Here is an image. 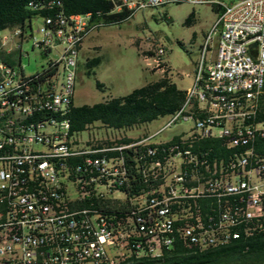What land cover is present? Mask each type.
Returning a JSON list of instances; mask_svg holds the SVG:
<instances>
[{
    "label": "built area",
    "instance_id": "built-area-1",
    "mask_svg": "<svg viewBox=\"0 0 264 264\" xmlns=\"http://www.w3.org/2000/svg\"><path fill=\"white\" fill-rule=\"evenodd\" d=\"M107 1L109 11H126L129 16L136 10L181 0ZM186 1L209 3L220 10L202 36L193 80L185 88L181 105L167 114L165 122L153 133L188 118L192 124L187 134L224 136L227 145H246L255 133L264 132V118L251 120L264 81V0ZM27 5L50 7V1L29 0ZM37 17L41 21L34 30L21 25L0 29V46H7V54L2 55L16 63L2 59L0 64V264H80L85 258L83 264L112 262L110 256L119 253L121 229L110 227V222L97 213L86 215V209H69L55 167L56 159L81 155L74 165L75 171L85 175L81 183L92 182L100 191L109 182L118 181L116 177L121 173L118 159L96 154L103 148L73 144L69 140L68 120L54 117V109L64 112L72 99L78 45L85 32L99 22L87 27L90 12L53 11ZM26 40L29 49H55L56 56L45 61L55 65L49 75H42L40 68L33 72L21 68L20 58L27 54ZM140 54L150 70L166 73L161 45L141 48ZM60 68L63 73L56 85ZM36 113H43V122H33ZM192 158L187 149H182L174 151L169 160ZM158 165L157 161L151 164ZM229 165L238 168L234 176L208 178L191 188L181 185L180 190L195 195L246 192L243 215L264 214V152L245 149ZM173 176L181 179L180 175ZM150 193L142 207L145 214L138 215L136 221L147 236L144 252L157 255L160 245L169 241L165 235L170 231L166 201L175 190L168 187L161 198ZM74 214H79V221ZM220 218L232 220L227 210L220 212ZM196 228L200 225L182 227L188 242L212 241L205 229Z\"/></svg>",
    "mask_w": 264,
    "mask_h": 264
},
{
    "label": "trees",
    "instance_id": "trees-1",
    "mask_svg": "<svg viewBox=\"0 0 264 264\" xmlns=\"http://www.w3.org/2000/svg\"><path fill=\"white\" fill-rule=\"evenodd\" d=\"M28 1L0 0V29L13 25L28 28L33 17L53 11L90 12L87 27L93 22L117 23L128 16L126 11H109L107 0H31L50 1V7L37 8L29 7ZM211 7L216 14L220 10L214 5ZM190 20L191 13L183 22L188 23ZM135 43L138 45L137 41ZM40 52L48 54L50 50ZM0 59L16 64L8 56L0 54ZM86 62L96 64L98 57H92ZM54 68V64L45 62L40 67V73L47 76ZM184 92L185 89L176 87L164 72L124 94L104 100L76 105L71 99L62 117L68 120L69 136L94 122L104 128L130 129L175 111L184 99ZM37 117L43 119V114ZM262 118L264 81L257 96V109L251 120L258 121ZM85 144L103 148L96 154L119 160L121 173L116 177L118 181L109 182L103 191L92 182L82 184L81 179L85 175L74 169L81 155L56 159L55 167L63 200L69 209H86V215L97 213L110 222V227L121 229L119 253L112 254L110 257L113 261L105 264H264V214L252 217L243 215L246 192L227 195L202 192L195 195L190 192L182 193L180 190L181 185L191 188L203 184L208 178H230L237 174V166L229 164L245 149L252 153H263L264 132L255 133L246 145H227L224 136H194L187 132L174 133L167 139H149L146 134H112L93 141L86 140ZM171 145L175 146L170 150ZM116 146L120 147L115 148ZM182 149H187L193 158L190 161L177 159L171 162V154ZM154 161L159 163L158 167L151 166ZM174 174L180 175L181 179H175ZM261 177L264 178V173ZM67 182L75 190L73 196L66 192ZM170 186L174 188L175 194L170 195L166 201L170 231L165 232V235L169 241L160 245L157 255H151L144 252L147 236L139 229L136 217L145 214L142 207L147 203V193L151 191L150 195L161 198L167 194ZM223 210L231 214L232 220L220 218ZM74 218L79 221V214H74ZM195 224L200 225V228H196L197 231L205 229L212 236L211 242H188L182 233V227ZM196 229L193 231L196 232ZM86 260L87 258L80 261V264Z\"/></svg>",
    "mask_w": 264,
    "mask_h": 264
},
{
    "label": "rangeland",
    "instance_id": "rangeland-1",
    "mask_svg": "<svg viewBox=\"0 0 264 264\" xmlns=\"http://www.w3.org/2000/svg\"><path fill=\"white\" fill-rule=\"evenodd\" d=\"M211 6L209 3H191L186 0L166 2L136 10L117 23H104L89 28L77 52L72 103L78 105L104 100L124 94L133 87L157 78L160 75L159 71L150 70L146 60L139 53V48L151 45L163 47L167 76L176 87L187 88L193 80L202 36L217 15ZM189 13L191 20L184 23L183 20ZM40 21V17L37 16L31 19L33 30ZM5 47L7 49V46ZM24 47L27 54L21 56L19 64L25 72L39 70L46 60L56 56L53 49L48 54H43L36 48L29 49L28 40L24 42ZM92 57H98L96 64L86 62ZM62 73L60 68L55 79L56 85L60 82ZM166 118V115L157 116L125 130L104 128L94 122L85 129L74 132L69 140H76L73 144L86 146V140L93 141L112 134L130 136L146 134L149 139H167L174 133L187 132L192 124L188 118L179 119L153 133ZM33 146L45 148L39 144ZM74 191L72 184L67 182V194L73 196ZM116 193L122 195L120 192Z\"/></svg>",
    "mask_w": 264,
    "mask_h": 264
},
{
    "label": "bare ground",
    "instance_id": "bare-ground-1",
    "mask_svg": "<svg viewBox=\"0 0 264 264\" xmlns=\"http://www.w3.org/2000/svg\"><path fill=\"white\" fill-rule=\"evenodd\" d=\"M5 48H6L5 46H0V54L1 55L2 54H7V49H5ZM48 50L51 51L52 49H48ZM53 50H55V49H53ZM1 63H2V60L0 59V64ZM41 114H43V113H36V114L33 115V122L34 123L43 122L42 118L38 119V117H37V116H39ZM62 115H63L62 109H54V117H60L61 120H67L66 118H63Z\"/></svg>",
    "mask_w": 264,
    "mask_h": 264
},
{
    "label": "water",
    "instance_id": "water-1",
    "mask_svg": "<svg viewBox=\"0 0 264 264\" xmlns=\"http://www.w3.org/2000/svg\"><path fill=\"white\" fill-rule=\"evenodd\" d=\"M219 26H220V25H219ZM219 26H218V27H219ZM250 45H253V42L250 43ZM249 52H250L252 55H255V51H254L253 49H250Z\"/></svg>",
    "mask_w": 264,
    "mask_h": 264
},
{
    "label": "crops",
    "instance_id": "crops-1",
    "mask_svg": "<svg viewBox=\"0 0 264 264\" xmlns=\"http://www.w3.org/2000/svg\"><path fill=\"white\" fill-rule=\"evenodd\" d=\"M80 44H81V42H80ZM80 44H79V47H80ZM79 47H78V49H79Z\"/></svg>",
    "mask_w": 264,
    "mask_h": 264
}]
</instances>
